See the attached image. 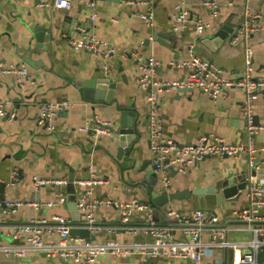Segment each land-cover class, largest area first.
Wrapping results in <instances>:
<instances>
[{"label": "crops", "instance_id": "obj_1", "mask_svg": "<svg viewBox=\"0 0 264 264\" xmlns=\"http://www.w3.org/2000/svg\"><path fill=\"white\" fill-rule=\"evenodd\" d=\"M127 1L143 0H96L90 7L87 0H71L67 8L41 5L39 0H0V66L11 63H25L19 56V47H24L34 36L38 26H44L46 50L33 54L42 62L33 67L25 63L34 82L21 83L14 74L0 73V98L10 100V107L16 110V117L9 120L0 117V246L27 244L24 238H12L16 223L33 217H47L62 214L71 217L68 202L76 200V189L70 184L36 187L33 177L67 176L74 170L75 178L89 173L90 166L110 179L109 185L97 190L101 197L113 200H127L134 197L151 204L150 185L144 181L151 171V151L149 146V107L146 91L139 84L140 68L132 58L123 57V51H136L145 56L155 55L161 65L159 76L164 79L183 77L187 69L177 66L190 57L188 44L196 36L195 20L212 23V28L199 37L196 52L203 58L217 63L227 74H240L244 65V47L248 44L254 52L256 75L264 77V28L253 33L246 41L238 43L224 40L217 51L202 43L206 36L214 37V32L228 24L238 28L246 8L264 14V0H215L218 16L212 14V7L205 0H155L154 23L150 26L139 14L146 10L144 3L127 4ZM229 1H233L229 3ZM184 10L189 21L185 27L177 24L174 14ZM95 14V18L92 16ZM191 20V21H190ZM85 28V32L79 27ZM94 34L105 39L116 51L109 58L95 56L88 50H76L70 37ZM53 35V38H51ZM104 63L109 66V78L117 83L115 98L106 101L84 100L76 89L83 80L105 76ZM107 74V73H106ZM170 89L160 96V115L167 137L185 143L198 137L219 136L229 143L246 140L244 120L240 113L245 93L241 89H229L224 96L212 99L198 90ZM69 100L72 105L55 117L54 132L39 127L35 118L41 107L48 101ZM129 109L136 113L135 139L128 145L129 154L117 158L118 140L112 135L102 136L94 147L88 133L79 129L92 123L96 117L116 123L120 110ZM256 122L264 124V92L256 100ZM257 166L250 167L248 157L209 156L189 166L185 173L171 172L173 191L195 186L208 187L218 181L232 177L245 179L251 168L258 174L264 173V130L257 135ZM127 150V149H126ZM143 165H147L143 169ZM14 169L19 171L20 181L16 187L7 183ZM161 181L156 188L161 191ZM35 199L37 201L56 200L55 206L22 205L16 213L6 211L7 200ZM212 199V197H211ZM209 199L208 201H210ZM62 200V201H61ZM213 202V201H212ZM247 204L244 192L236 201L213 204L208 208L216 214L228 228V238L249 240L253 232L241 221L233 217V208ZM153 217L166 214L164 222H170L169 210L183 213L199 208L194 199H176L170 205L160 208L155 204ZM204 208V207H201ZM97 219L103 229L96 235V241H117L119 243L150 242V235L136 234L119 227L121 211L116 206L97 207ZM155 220V219H154ZM157 222V221H156ZM163 222V223H164ZM117 227V228H116ZM244 229H240V228ZM176 240L185 239L180 228H174ZM46 241H57L58 235L50 234ZM230 249L207 248L201 264H230ZM179 260V259H177ZM173 261V260H172ZM264 261V252L260 254ZM170 264L165 256L152 257L141 253H108L97 259L96 264ZM177 264H198L191 260L176 261ZM0 264H68L60 258L47 257L45 251L29 250L24 256L6 255L0 251ZM173 264H176L173 261ZM200 264V263H199Z\"/></svg>", "mask_w": 264, "mask_h": 264}, {"label": "built area", "instance_id": "obj_2", "mask_svg": "<svg viewBox=\"0 0 264 264\" xmlns=\"http://www.w3.org/2000/svg\"><path fill=\"white\" fill-rule=\"evenodd\" d=\"M71 0H39L41 5H53L57 8H67ZM90 7H95L96 0H87ZM246 1V0H244ZM155 0L140 2L127 1V4L144 3L146 10L139 14L147 25L154 23ZM233 1H229L232 3ZM204 4L212 7V14L218 16V3L215 0H205ZM95 18V14L92 16ZM177 24L185 27L189 21L186 11L181 10L174 14ZM191 21V20H190ZM212 28V23L201 19L195 20V39L188 44L190 57L177 63V66L187 69L183 77L164 79L159 76L160 61L155 55L145 56L136 51H123V57L135 60L140 68L138 84L146 91V100L149 107V146L151 151V171H154L161 181L165 192L173 191V180L170 176L172 169L177 173H185L189 166L209 156L246 155L250 167L257 166L258 152L257 135L264 130V124L255 120L256 100L264 92V77L256 75L254 52L246 44L244 47V65L240 74H227L224 69L210 59L203 58L196 52L197 41L207 30ZM264 28V14L261 11L245 9L243 20L238 26L237 34L231 39L232 43L247 40L253 33ZM79 30L86 31L80 26ZM69 41L76 50H88L95 56L109 58L116 48L109 45L105 39L92 34H83L81 37H70ZM103 69L108 76L109 66L104 63ZM1 74H14L21 83L34 82L32 74L25 63H11L0 66ZM198 90L212 99L224 96L229 89H241L245 98L241 104L240 113L244 120L246 140L239 143H229L219 136L206 137L202 135L195 141L180 143L164 133V125L160 115V96L162 92L170 89ZM10 100L0 98V117L13 120L16 110L10 107ZM72 105L71 101L63 99L48 101L39 110L35 122L39 127L54 132L56 125L54 119L58 114ZM112 123L96 117L95 121L79 127L88 133L95 147L102 136H111ZM251 168L247 175V204L243 207L233 208V217L244 223L254 237L249 240H232L228 238V228L223 225L219 217L208 208H195L191 212L183 213L175 209L169 210L170 222L161 223L153 219L152 205L140 198L134 197L127 200H113L101 197L97 190L110 184V179L97 172L90 166L89 173L85 176L74 178L76 187V207L81 211L79 221L62 214H52L47 217H33L27 221L16 223L13 227L14 240L24 238L27 244L16 246H0V251L6 255L24 256L29 250L45 251L47 257L60 258L68 264H96L97 259L111 254L141 253L152 257L165 256L173 261L191 260L200 263L207 248L230 249V264H264L260 261V254L264 252V173L258 174ZM20 181L19 171L14 169L12 177L7 181L11 187H16ZM36 187L57 186L68 184L67 176L43 177L34 176ZM4 181L0 180V183ZM5 183V182H4ZM6 184V183H5ZM62 201V200H61ZM59 202L37 201L35 199H12L4 202L8 213H16L22 205L33 206L40 209L42 206H55ZM116 206L121 211L119 227L136 234L141 232L150 235L153 241L138 243H119L117 241L96 239L87 240L85 237L70 233L71 228L84 227L90 233L97 235L103 229V224L97 219V207ZM180 228L185 239L174 238V228ZM117 228V227H116ZM244 229V228H240ZM50 234L58 235L57 241H46ZM179 259V260H177ZM173 260V261H172ZM139 264H145L140 262ZM221 264V263H217Z\"/></svg>", "mask_w": 264, "mask_h": 264}, {"label": "water", "instance_id": "obj_3", "mask_svg": "<svg viewBox=\"0 0 264 264\" xmlns=\"http://www.w3.org/2000/svg\"><path fill=\"white\" fill-rule=\"evenodd\" d=\"M47 29L44 26H38L35 30L34 36L31 40L24 46L19 47L21 52L18 50V56L29 65L37 67L42 60L35 59L33 54H40L41 50H46L47 45L45 44V32ZM238 29L233 28L231 25L222 24L215 32L214 37L206 36L202 39V43L207 45L211 50L217 51L223 41L226 39L231 41V39L237 34ZM53 38V35L52 37ZM76 89L82 95L84 100L90 101H100L106 100L110 101L115 98L117 83L109 76H102L100 78H92L83 80L81 84L75 85ZM188 89H180L179 91H184ZM136 113L135 111L129 109L120 110V116L117 119L116 123L109 125V128L112 130V137L116 141L118 140V152L117 158L120 159L124 153L129 154L130 149L127 148L128 145L135 139V127H136ZM255 120L257 117L255 116ZM127 149V150H126ZM147 165H143V169ZM151 165V169H152ZM172 173L176 174L177 171L172 169ZM75 178L74 170L69 174V184L73 186V180ZM159 177L154 171H148L144 181L150 185L152 202L151 205L155 204L157 207L163 208L171 204L172 201L176 199H194L195 204L199 203L201 207H213L215 205H221L225 201H236L244 192V196L247 199V181L246 175L245 179H239L238 177L226 178L222 181L216 182V184L204 187V186H195L194 188H185L183 190H177L172 192L160 191L156 188ZM5 183L1 184V188H4ZM76 189V187H75ZM74 189V192H75ZM212 197V199H211ZM211 199L210 201H208ZM213 201V202H212ZM68 207L74 221L80 220V213L76 207V201L74 199L68 202ZM155 221L163 223L166 220V214L161 213L160 217H153ZM71 234L80 235L85 237L87 240L96 239V235L90 233L87 228H71Z\"/></svg>", "mask_w": 264, "mask_h": 264}, {"label": "rangeland", "instance_id": "obj_4", "mask_svg": "<svg viewBox=\"0 0 264 264\" xmlns=\"http://www.w3.org/2000/svg\"><path fill=\"white\" fill-rule=\"evenodd\" d=\"M15 77H16V76H15ZM160 188H162V187H160ZM161 191H164L163 188L161 189Z\"/></svg>", "mask_w": 264, "mask_h": 264}]
</instances>
